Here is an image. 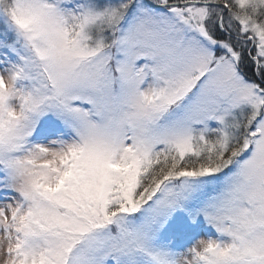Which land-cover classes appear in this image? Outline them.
<instances>
[{"label":"snow or ice","instance_id":"6c2138e0","mask_svg":"<svg viewBox=\"0 0 264 264\" xmlns=\"http://www.w3.org/2000/svg\"><path fill=\"white\" fill-rule=\"evenodd\" d=\"M0 264H264V0H0Z\"/></svg>","mask_w":264,"mask_h":264}]
</instances>
